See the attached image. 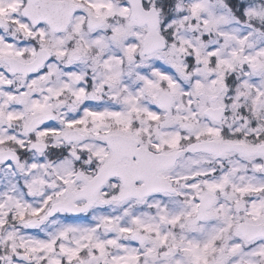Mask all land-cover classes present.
Here are the masks:
<instances>
[{
  "label": "snow or ice",
  "instance_id": "1",
  "mask_svg": "<svg viewBox=\"0 0 264 264\" xmlns=\"http://www.w3.org/2000/svg\"><path fill=\"white\" fill-rule=\"evenodd\" d=\"M0 264H264V0H0Z\"/></svg>",
  "mask_w": 264,
  "mask_h": 264
}]
</instances>
